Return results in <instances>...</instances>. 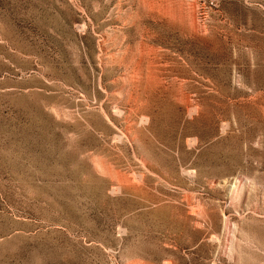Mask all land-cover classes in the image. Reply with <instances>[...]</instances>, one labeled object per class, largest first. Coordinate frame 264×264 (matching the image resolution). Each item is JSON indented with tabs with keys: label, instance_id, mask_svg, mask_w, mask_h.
Listing matches in <instances>:
<instances>
[{
	"label": "rangeland",
	"instance_id": "1",
	"mask_svg": "<svg viewBox=\"0 0 264 264\" xmlns=\"http://www.w3.org/2000/svg\"><path fill=\"white\" fill-rule=\"evenodd\" d=\"M0 264H264V0H0Z\"/></svg>",
	"mask_w": 264,
	"mask_h": 264
}]
</instances>
